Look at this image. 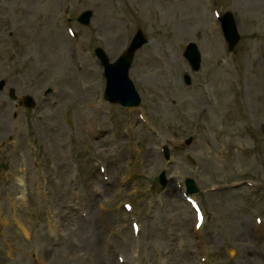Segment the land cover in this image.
<instances>
[{
  "label": "rangeland",
  "instance_id": "rangeland-1",
  "mask_svg": "<svg viewBox=\"0 0 264 264\" xmlns=\"http://www.w3.org/2000/svg\"><path fill=\"white\" fill-rule=\"evenodd\" d=\"M86 9L89 25L78 21ZM226 11L240 18L232 52L219 35ZM139 28L149 42L130 71L142 96L130 109L104 98L94 49L115 60ZM59 40L63 68L52 65ZM191 41L202 53L198 71L184 55ZM2 79L0 264H264V0H0ZM88 85L100 94L83 122L78 89ZM11 86L36 106L16 108ZM151 146L156 161L144 166ZM188 176L200 189L190 195L205 213L201 228L184 194Z\"/></svg>",
  "mask_w": 264,
  "mask_h": 264
},
{
  "label": "water",
  "instance_id": "water-1",
  "mask_svg": "<svg viewBox=\"0 0 264 264\" xmlns=\"http://www.w3.org/2000/svg\"><path fill=\"white\" fill-rule=\"evenodd\" d=\"M90 15V12L85 13L82 16L81 20L86 22L89 19ZM222 20L224 22L226 37L230 42V48H232L239 38L234 18L231 13H227L226 15H224ZM146 41L147 40L145 39L143 33L140 31L132 41L127 51L115 63H110L103 50H98L99 57L101 58L103 64H105L106 66V98L110 101L120 102L125 106H137L140 104L141 97L137 92L132 79L130 78L129 70L134 59L135 51ZM187 56L193 64L194 68H198L200 66L201 55L194 43L190 44L187 51ZM14 93L15 91L14 89H12L11 95L15 99ZM27 103L30 105L33 104V100L31 97L27 98ZM161 179L163 182H165L164 173H162ZM186 185L188 192H197L199 190L196 182L192 178L186 179Z\"/></svg>",
  "mask_w": 264,
  "mask_h": 264
},
{
  "label": "bare ground",
  "instance_id": "bare-ground-1",
  "mask_svg": "<svg viewBox=\"0 0 264 264\" xmlns=\"http://www.w3.org/2000/svg\"><path fill=\"white\" fill-rule=\"evenodd\" d=\"M143 1L144 2H147V3L150 2V1H153L154 2V0H143ZM241 1L244 2V0H241ZM188 2L191 3V1H188ZM253 5H255V4H252V5L251 4H246L245 5V9H247L248 11L254 12L257 9V7L256 6H253ZM107 14L109 15V16L108 15L107 16L110 17V19H111V23H110V26H109L110 29L111 30H114V31L118 30L117 28L113 27V25L117 24V13H116V9L115 8L114 9L112 8V4L111 3L108 4ZM111 39L116 44H118L119 41H120V37L118 36L117 33H114L111 36ZM58 43H59L60 52H61V54H62L63 57L60 56L57 60L52 61V65L54 67H58V68L62 67L63 68L65 66H67V65L64 64V59H65V46H66V43L63 44V40H59ZM47 50H49V48H47ZM63 53H64V55H63ZM78 57L79 58H85V55L83 53V50L81 51V46H80L79 51H78ZM74 78L75 77H69L68 80L69 81H72ZM222 79H223L224 82H228V78H227V75L226 74H224V76L222 77ZM66 81H67V79H66ZM78 92H81V95L82 96H81V99L79 100V102H78V104L76 106V112H77L76 113V116L78 117V115H79L78 118H80L84 122L85 119H88L89 117H92L94 115V112H91L90 115H87V112L90 110V106L92 104L96 103L97 98L99 97L100 91L97 90V89H93V88H91V86L88 85L85 88H79L78 89ZM226 94H228V91L227 90H226ZM228 101H229V99L227 100V102ZM6 127H7V125L5 123L0 124V129L7 130ZM88 127H89L90 131L91 130L94 131L95 128L97 127V124L95 122H91L88 125ZM224 133H225V135H227V134H230L231 131L228 129L227 131H224ZM246 134L247 133H244V136ZM107 139H109V138L108 137H105L104 144L106 143V140ZM207 140H208L207 137H204L202 139V141H201L202 147L205 146ZM227 141L228 142H226L225 147L223 148V150L221 152V154L225 158H228V156L231 155V150H230L231 141H230V138H228ZM152 148H153L152 146L148 148V152H147V154L145 156V158H146L145 161L147 162V164H145L144 166L152 165L156 161V158L153 155V149ZM18 180L20 181L21 184H24L25 183L24 177L22 175H20L18 177ZM257 226L259 227V225H257ZM23 230H24V227H23ZM242 244H244V243H242ZM250 244H252L254 247L258 245V243H250ZM234 252H235V250L234 249H231L230 254L233 255ZM125 262H126V260H125ZM188 263L189 264H193L192 261H191V259L189 260ZM108 264H111V263H108ZM137 264H143V262H139Z\"/></svg>",
  "mask_w": 264,
  "mask_h": 264
}]
</instances>
